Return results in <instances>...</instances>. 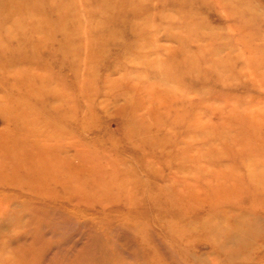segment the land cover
I'll return each mask as SVG.
<instances>
[{
  "label": "rangeland",
  "instance_id": "obj_1",
  "mask_svg": "<svg viewBox=\"0 0 264 264\" xmlns=\"http://www.w3.org/2000/svg\"><path fill=\"white\" fill-rule=\"evenodd\" d=\"M28 4L3 17L12 40L0 39V149L17 152L0 154L11 161L0 170V264L243 263H217L209 238L223 235L200 226L247 209V172L264 183V0ZM236 171L249 195L210 205L212 185L231 187ZM195 178L207 190L194 204L155 196ZM24 212L37 214V248L10 223ZM256 213L254 229L227 214L220 223L246 235V264H264V207ZM167 223L189 227L187 247L205 261L172 247Z\"/></svg>",
  "mask_w": 264,
  "mask_h": 264
},
{
  "label": "bare ground",
  "instance_id": "obj_2",
  "mask_svg": "<svg viewBox=\"0 0 264 264\" xmlns=\"http://www.w3.org/2000/svg\"><path fill=\"white\" fill-rule=\"evenodd\" d=\"M28 1V2H27ZM29 1L30 0H0V39H4V41L3 42H5V41H11L10 39H9V37L6 35L7 33H6V31L4 30V18L3 17H5V15L7 16V15H11V13L13 14L15 11V9H19V10H21V9H25V10H27L29 7H30V5L31 4H28L29 3ZM143 1V0H142ZM238 2H242V0H238ZM45 3V2H44ZM19 6V7H18ZM4 7L5 8H7V11H6V13L3 11L4 10ZM16 7H18V8H16ZM2 12H4V13H2ZM6 18V17H5ZM3 37V38H2ZM14 39V38H13ZM1 41V40H0ZM8 151V150H10L9 148H3V149H0V154L1 155H4V152L5 151ZM9 152H11V154L13 155V156H16V154H17V152H15L14 150H10V151H8V153ZM10 154V155H11ZM0 155V156H1ZM11 158V157H10ZM15 160H17V159H15ZM11 162L9 159H7V158H1L0 157V170L4 167V165L5 164H7V163H9V162ZM17 162H19V161H17ZM11 164V163H10ZM201 165H199V166H197L196 167V170H195V172L197 173L196 175H199V171H200V169H201V167H200ZM185 168V167H184ZM182 169V168H181ZM256 173H259V174H263L262 172H260V171H258V172H254V171H251V172H247V177H248V180H251L252 181V187H253V189L254 190H251V192H249L250 194H251V199H250V205L247 207V209L245 208V209H241V210H238L236 207H231V206H229V207H227L226 209H223V210H218V211H215V212H213L212 213V215L210 216V217H206V219H205V222L200 226L201 228L202 227H206V226H208V228H209V231H210V233H211V235H214V236H216L217 234H220V235H223V238H220V239H218V240H216V238L214 239V240H212V238H209L210 239V243H212L211 244V246H213V249H215V250H219L224 256H223V258H222V260L221 259H216V257H214L215 259V261L217 262V263H222V262H224V261H239V262H243V263H238V264H246V263H244L245 262V260H247L248 258H249V256H248V254H242L243 252L242 251H244V250H247L248 248H249V246H243V247H239L238 246V241L239 242H244L246 239H244L245 237H246V235H244V234H246V233H243L242 235H244V237L242 238L240 235V229H238V228H236L237 230H229V231H227L226 229L227 228H223L222 226H220L221 224L220 223H222L223 221H224V216L227 214V218H233L234 219V223H235V225H237L238 223L239 224H245L246 226H250L251 227V225L253 224V223H260V224H262V220H261V216L260 215H258L257 213H256V210L257 209H260V208H263L264 207V205H263V203H262V200H260L259 198L260 197H258L259 195H258V191L260 190V188H264V183H260L259 181H261V180H256L255 179V174ZM178 174H179V171H178ZM223 175V174H222ZM224 176V175H223ZM222 176V177H223ZM243 176L244 175H242L241 174V172H238V171H236V172H234V173H231V174H228V175H226V177H225V182H226V180H227V183H230V182H232V186L231 187H229L227 184H225V185H227V187L228 188H226L225 186H217V184L216 185H212V186H214L213 188V196H214V198H215V201L213 202V203H211L212 201L211 200H209V202L211 203L210 205H216L218 202L221 204L222 202H226V203H230L231 201L233 202H235V201H237L242 195H249V194H245L246 192L245 191H247L248 189L247 188H249L248 186H247V184H245L244 183V181H243ZM221 178V176H219V175H217L216 176V178L218 179V178ZM227 177H229V178H227ZM219 178V179H220ZM224 178V177H223ZM227 178V179H226ZM172 179H173V176L170 178H167L166 179V182L168 181V182H170V183H172ZM184 179H186V178H184ZM171 180V181H170ZM178 180L176 179V182H177ZM197 181H198V179H194V183H195V185L194 184H188V183H180L179 184V186H178V188L177 187H174L173 185H171V184H169V183H167L165 186H162V187H159L158 188V190L159 191H157V194L155 195V196H157L158 198H160V200L162 201V202H164L165 204L166 203H171V204H176L177 205V203H178V201L179 200H181V199H183L184 198V196L186 197V201H188V202H190V204H194V202H195V200L197 199V195L199 194V191H205V190H207L203 185L201 186V185H199V184H197ZM217 181V180H216ZM221 182V181H220ZM219 182V183H220ZM222 182H224L223 181V179H222ZM175 183V182H174ZM224 184V183H223ZM208 185V184H207ZM211 185V184H210ZM245 186V187H244ZM242 191H244V192H242ZM261 191V190H260ZM210 192V191H209ZM212 192V191H211ZM244 193V194H243ZM208 194H210V193H208ZM261 194V193H260ZM207 196H209V195H207ZM206 198V197H205ZM209 199V198H208ZM222 200V201H221ZM221 201V202H220ZM160 202V201H159ZM208 202V201H207ZM231 202V203H232ZM203 203H205V202H203ZM218 203V204H219ZM228 203V204H229ZM23 204H27L28 206H33V204L32 203H27V202H25V203H23ZM160 204V203H159ZM206 204V203H205ZM241 205V204H240ZM179 206V205H178ZM187 206H188V204H187ZM188 208V207H187ZM192 208V207H191ZM242 208V207H241ZM44 210H46V208H44ZM23 216V217H22ZM36 216H37V214H34V213H32V216H31V218H30V213L29 214H26L25 212H24V214H20L19 216H15L13 219H11V221H10V223L12 224V228H13V230H16V231H19V230H22L24 233L22 234V238L24 239V241L25 240H27L28 239V237H30L29 239V242H31V244H32V246H34L35 248H37V245H38V242H40L39 240L41 239L40 237H39V234H38V232H35V230H34V227H36V226H38L37 225V223H36V221H37V218H36ZM4 217H6L7 218V216H3V219H4ZM223 217V218H222ZM226 218V217H225ZM25 219H28V220H30L31 221V223L28 225V226H25L24 225V221L23 220H25ZM8 220V219H7ZM26 221V220H25ZM27 222V221H26ZM168 224V223H167ZM15 225V226H14ZM261 226V225H260ZM168 231H170L172 234H173V241H174V244H172V243H170V245L172 246V247H174V246H176V247H179L180 248V251H181V254H183L184 256H187V252H189L190 253V257L193 259V260H197V261H205L204 260V256L202 255V254H196V253H194V252H190V250L188 249V247H187V241L185 240V234L186 233H189V231H191L190 229H189V227H187V226H185V225H183V226H175L174 227V225L173 226H171V225H169L168 224ZM173 227V228H172ZM195 227V226H194ZM219 227H221V229H219ZM249 227V229H251V228H253V227H251L250 228ZM121 228H122V226H121ZM203 228V229H204ZM208 228H207V230H208ZM206 229V228H205ZM254 229V228H253ZM257 229H261V228H257ZM122 230V229H121ZM124 230H125V227H124ZM248 230V229H247ZM255 230H256V226H255ZM244 231H246V230H244ZM249 231H251V230H249ZM248 231V232H249ZM111 232V231H110ZM130 232V231H129ZM134 233V232H133ZM133 233H132V236H133ZM209 233V232H208ZM206 234V233H205ZM29 235V236H28ZM249 236H251V234L249 235ZM134 237V236H133ZM241 237V238H240ZM198 238V237H197ZM218 238H219V236H218ZM43 239V238H42ZM109 241V240H108ZM190 241V240H189ZM166 242V241H165ZM106 243H108V242H106ZM245 243V242H244ZM252 243V242H251ZM29 244V243H28ZM30 244V245H31ZM167 245V244H166ZM246 245V244H245ZM109 246V245H108ZM248 247V248H247ZM93 249V248H92ZM137 249V248H136ZM261 249V248H260ZM252 250H254V249H252ZM251 250V251H252ZM94 251V250H93ZM107 251H108V249H107ZM91 252H92V250H91ZM104 252V251H103ZM109 252V251H108ZM255 252V251H254ZM113 253V252H112ZM159 253V252H158ZM257 253V252H256ZM23 254V253H22ZM92 254H94V252L92 253ZM105 254H107V253H105ZM160 254V253H159ZM20 255H21V253H20ZM95 255V256H94ZM94 255H92V257L94 256V257H96L97 255L96 254H94ZM108 255V254H107ZM112 254H110V256H111ZM25 256V255H24ZM98 256H101V255H99V253H98ZM104 256V255H103ZM113 256V255H112ZM175 256V255H174ZM109 257V256H108ZM217 258H218V256H217ZM255 258H256V256H255ZM92 258H90V260H91ZM96 259V258H95ZM101 259V258H100ZM34 260V259H33ZM94 260V259H93ZM97 260V259H96ZM95 260V261H96ZM98 260H99V258H98ZM249 260V259H248ZM251 260H253L252 258H251ZM23 261V260H22ZM89 261V260H88ZM87 261V262H88ZM95 261H93V262H95ZM113 261V258H112V260H111V262ZM19 262V261H18ZM21 262V261H20ZM108 262V261H107ZM254 262H255V264H260L261 262H259V261H255L254 260ZM7 263V262H6ZM34 263V262H33ZM89 263H91V261L89 262ZM105 262L103 261V264H104ZM2 264V263H1ZM4 264V263H3ZM127 264V263H126Z\"/></svg>",
  "mask_w": 264,
  "mask_h": 264
}]
</instances>
